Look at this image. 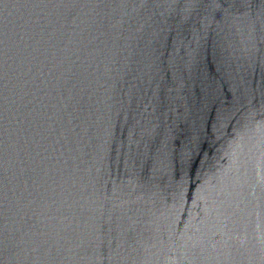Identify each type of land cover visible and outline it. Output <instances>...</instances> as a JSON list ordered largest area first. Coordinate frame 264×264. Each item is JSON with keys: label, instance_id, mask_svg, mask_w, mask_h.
<instances>
[{"label": "water", "instance_id": "obj_1", "mask_svg": "<svg viewBox=\"0 0 264 264\" xmlns=\"http://www.w3.org/2000/svg\"><path fill=\"white\" fill-rule=\"evenodd\" d=\"M0 264H264V0H0Z\"/></svg>", "mask_w": 264, "mask_h": 264}]
</instances>
